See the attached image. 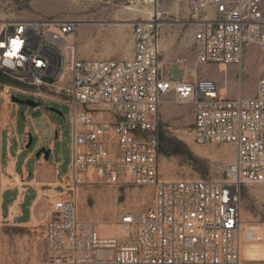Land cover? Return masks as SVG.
I'll return each instance as SVG.
<instances>
[{"label": "built area", "instance_id": "1", "mask_svg": "<svg viewBox=\"0 0 264 264\" xmlns=\"http://www.w3.org/2000/svg\"><path fill=\"white\" fill-rule=\"evenodd\" d=\"M180 3L191 16L198 65H236L242 77L248 51L264 55V0H122L132 24L125 59L81 58L74 18L0 24V69L24 85L12 92L68 106L71 160L59 191L47 196V264H243L244 246L264 241V230L242 217V187L264 184V77L252 93L240 79L238 93L227 96L199 67L164 62L163 27ZM171 64L184 71L180 79L168 77ZM171 92L193 105L197 144L234 147L224 179L162 175V97ZM124 183L152 193L145 210L121 214L122 234H103L79 215L82 188Z\"/></svg>", "mask_w": 264, "mask_h": 264}, {"label": "rangeland", "instance_id": "2", "mask_svg": "<svg viewBox=\"0 0 264 264\" xmlns=\"http://www.w3.org/2000/svg\"><path fill=\"white\" fill-rule=\"evenodd\" d=\"M179 9L178 15L171 8L172 14L167 18L168 22H171L170 18L179 16L181 21L163 27L161 52L163 61L171 63L180 60L187 68L199 67L198 75L217 80L222 93L227 96L238 93L240 79L246 93H252L257 80L264 77V55L259 50L251 48L242 66V77L240 68L236 65H198L194 52L193 30L187 22L191 19L189 10L185 3H180ZM128 16L130 14L123 7L122 0H0V24L11 18L61 17L79 20L77 33L79 56L85 59L128 58L132 53V27L116 24V19H125ZM166 72L171 79H180L184 74L181 67L173 64L167 66ZM12 86L24 88L20 81L0 69V264H47L43 228L51 217V207L44 192L40 191L39 202L33 209L31 222L9 223L5 219L4 210H7L10 199L8 198L5 207H2V192L6 188L21 185L16 182V175L14 180L3 175L7 163L5 138L9 136L11 141L14 139V151L18 146L17 136L22 146L25 141L30 140L28 134L25 137L27 108L47 142L52 139V123L56 124L61 131V137L56 139L55 151L49 160L61 162L58 177L62 179L71 160L70 126L66 122L68 106L65 103L43 101L39 97L19 91L12 92ZM10 92L21 100L30 99L41 103V108L34 110L33 106L18 104L9 96ZM162 99L165 100L161 108L160 124L162 175L177 180L224 179L227 166L235 159L234 147L227 143L197 144L192 135L193 105L180 103L173 92ZM44 113L48 115L50 121L44 117ZM31 134V146L20 155V162L39 141L32 124ZM2 137L5 140L3 152ZM10 160L12 161L11 158ZM32 167L31 161L30 169ZM19 178L21 180L20 176ZM151 193V188L130 183L84 187L77 197L78 212L82 218L96 222L99 230L101 225H116L114 227L117 228L123 212L143 211L150 205ZM32 197L28 196L24 203L25 218L28 217ZM242 217L247 224L264 230V184L242 187ZM105 253L100 251L99 256L103 257ZM243 257V264H264V241L245 245Z\"/></svg>", "mask_w": 264, "mask_h": 264}, {"label": "crops", "instance_id": "3", "mask_svg": "<svg viewBox=\"0 0 264 264\" xmlns=\"http://www.w3.org/2000/svg\"><path fill=\"white\" fill-rule=\"evenodd\" d=\"M29 107V106H28ZM41 108L40 105L33 107L34 110ZM19 109V108H18ZM29 108L25 111L26 117V125H25V137L31 138V124L34 126L35 132L39 136V141L36 146L27 152L22 162H20V155L25 152L28 148V144L30 140L21 145L19 136H17L18 146L13 150L14 139L11 141L9 136L5 138L6 140V167L5 172L3 173L8 179L14 180L16 175V182L21 183V185H15L13 187L6 188L1 195V205L5 207L8 198L10 201L7 204V210H4L5 219L9 221V223L19 222V223H29L32 221V211L34 208V202L39 198L40 191L44 192L46 199L48 195H52L59 191L58 185L61 182V179L58 177L59 170L58 167L61 164L60 161L47 160L44 153H41L40 156H37V152L46 147L51 150L50 156L55 151V142L57 139V125L52 123V139L47 142L42 137L40 130L31 114L28 113ZM51 110H54L51 108ZM62 114L61 111H58ZM44 117L49 120V117L46 113L43 114ZM50 121V120H49ZM28 134V135H27ZM27 135V136H26ZM2 137L1 149L3 152L4 141ZM29 141V142H28ZM3 154V153H2ZM12 159V161L10 160ZM32 161V169H30V163ZM2 162V158H1ZM12 167V168H11ZM21 177V180L19 178ZM20 180V182L18 181ZM35 181V183H34ZM28 196L32 197V202L29 205L28 217L25 218V209L24 203ZM49 201V200H48ZM15 209V210H14ZM14 210V211H13ZM14 212V213H13Z\"/></svg>", "mask_w": 264, "mask_h": 264}, {"label": "bare ground", "instance_id": "4", "mask_svg": "<svg viewBox=\"0 0 264 264\" xmlns=\"http://www.w3.org/2000/svg\"><path fill=\"white\" fill-rule=\"evenodd\" d=\"M173 10H175V12H177L178 13V15H179V11H180V9H179V6H175V7H173L172 8ZM127 15V14H126ZM4 20V19H3ZM82 21V20H81ZM4 22V21H3ZM83 24V23H82ZM116 24L117 25H121V26H132V24H131V22L128 20V19H120V18H118V19H116ZM167 25H171V22H167L166 23ZM86 25V24H85ZM121 38V37H120ZM195 73V72H194ZM12 168V167H11ZM34 183H35V181H34ZM39 199V198H38ZM38 199H36V201L34 202V208L36 207V205H37V203L39 202L38 201ZM33 208V209H34ZM15 210V209H14ZM13 210V211H14ZM34 211V210H33ZM32 211V212H33ZM114 226H116V225H113V226H111V225H101V227H100V230H101V233H103V234H108V235H117V234H122L123 233V227L122 226H120L119 225V227H114Z\"/></svg>", "mask_w": 264, "mask_h": 264}, {"label": "water", "instance_id": "5", "mask_svg": "<svg viewBox=\"0 0 264 264\" xmlns=\"http://www.w3.org/2000/svg\"><path fill=\"white\" fill-rule=\"evenodd\" d=\"M12 99H13L14 101H16L18 104H24V105H26V106H33V107H36V106L40 105V103H38V102H36V101H34V100H30V99H28V100H21V99L15 97L14 95L12 96ZM31 143H32V137L30 138V142H29V144H28V147L31 146ZM41 153H44L46 159L49 160V158H50V154H51V150H50V149H47L46 147L41 148V149L37 152V156H40Z\"/></svg>", "mask_w": 264, "mask_h": 264}, {"label": "snow or ice", "instance_id": "6", "mask_svg": "<svg viewBox=\"0 0 264 264\" xmlns=\"http://www.w3.org/2000/svg\"><path fill=\"white\" fill-rule=\"evenodd\" d=\"M14 43H17V42L14 41Z\"/></svg>", "mask_w": 264, "mask_h": 264}]
</instances>
